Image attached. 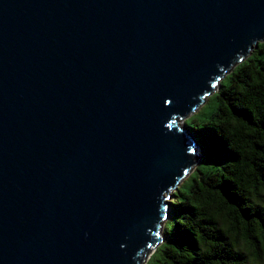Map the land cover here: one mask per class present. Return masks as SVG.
Segmentation results:
<instances>
[{
	"label": "water",
	"instance_id": "obj_1",
	"mask_svg": "<svg viewBox=\"0 0 264 264\" xmlns=\"http://www.w3.org/2000/svg\"><path fill=\"white\" fill-rule=\"evenodd\" d=\"M260 43L264 0H0V264H146Z\"/></svg>",
	"mask_w": 264,
	"mask_h": 264
},
{
	"label": "trees",
	"instance_id": "obj_2",
	"mask_svg": "<svg viewBox=\"0 0 264 264\" xmlns=\"http://www.w3.org/2000/svg\"><path fill=\"white\" fill-rule=\"evenodd\" d=\"M211 96L207 119L183 123L201 161L168 199L164 241L147 264L157 254L162 264H264V43Z\"/></svg>",
	"mask_w": 264,
	"mask_h": 264
},
{
	"label": "rangeland",
	"instance_id": "obj_3",
	"mask_svg": "<svg viewBox=\"0 0 264 264\" xmlns=\"http://www.w3.org/2000/svg\"><path fill=\"white\" fill-rule=\"evenodd\" d=\"M204 108L199 111V112H196L194 115H192L191 117H189L187 119V121L189 122V124H192L193 123L191 122L192 119H201V120H204V119H207L210 112H212L215 108H216V99H214L212 96H210V99H209V103L208 104H204L203 105ZM202 106V107H203ZM199 137V135H198ZM213 164L212 163H204V170H210L212 168ZM168 199H172V197L168 198ZM167 199V201H168ZM161 256L160 254H157L151 261L149 264H162V261H161ZM147 264V263H146Z\"/></svg>",
	"mask_w": 264,
	"mask_h": 264
}]
</instances>
